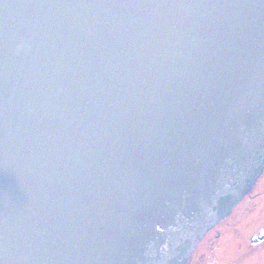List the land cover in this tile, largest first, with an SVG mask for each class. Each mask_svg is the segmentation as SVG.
Here are the masks:
<instances>
[{
	"label": "water",
	"instance_id": "95a60500",
	"mask_svg": "<svg viewBox=\"0 0 264 264\" xmlns=\"http://www.w3.org/2000/svg\"><path fill=\"white\" fill-rule=\"evenodd\" d=\"M264 171V0H0V264H185Z\"/></svg>",
	"mask_w": 264,
	"mask_h": 264
},
{
	"label": "flooded vegetation",
	"instance_id": "af4514ba",
	"mask_svg": "<svg viewBox=\"0 0 264 264\" xmlns=\"http://www.w3.org/2000/svg\"><path fill=\"white\" fill-rule=\"evenodd\" d=\"M264 193H249L200 239L185 264H264Z\"/></svg>",
	"mask_w": 264,
	"mask_h": 264
},
{
	"label": "rangeland",
	"instance_id": "374dc122",
	"mask_svg": "<svg viewBox=\"0 0 264 264\" xmlns=\"http://www.w3.org/2000/svg\"><path fill=\"white\" fill-rule=\"evenodd\" d=\"M262 192L264 193V173L261 176V178L258 180L257 184L254 186L253 190L251 191V193L253 194L262 193ZM240 207H242V204L237 206V208Z\"/></svg>",
	"mask_w": 264,
	"mask_h": 264
}]
</instances>
